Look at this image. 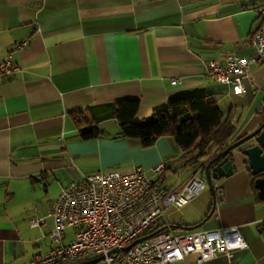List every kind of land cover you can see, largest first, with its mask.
I'll return each mask as SVG.
<instances>
[{"label": "crops", "instance_id": "1", "mask_svg": "<svg viewBox=\"0 0 264 264\" xmlns=\"http://www.w3.org/2000/svg\"><path fill=\"white\" fill-rule=\"evenodd\" d=\"M263 3L0 0V61L9 55L19 69L0 79V264H30L51 249L47 211L81 173L137 165L154 175L152 167L175 153L167 135L149 147L121 137L118 121L101 117L116 101L138 99L142 120L172 97L201 94L238 118L229 144L255 130L264 120V56L250 64L241 94L210 77L207 63L223 62L227 52L253 53L249 36ZM77 112L103 133L83 138ZM234 155L232 174L213 180L214 194L208 188L179 209L167 208L160 224L174 234L198 224L193 229L235 226L247 246L205 264H264V199L246 156ZM186 169L189 176L196 170ZM43 215L42 224L30 226L31 217ZM72 234L66 228L63 241Z\"/></svg>", "mask_w": 264, "mask_h": 264}, {"label": "built area", "instance_id": "2", "mask_svg": "<svg viewBox=\"0 0 264 264\" xmlns=\"http://www.w3.org/2000/svg\"><path fill=\"white\" fill-rule=\"evenodd\" d=\"M255 11L259 22L249 36L253 53L244 56L227 52L223 62L213 59L207 63V74L230 84L235 94L245 91L244 77L250 64L264 56V3ZM18 70L9 55L0 61V79ZM164 169L165 161H160L152 172L156 176ZM198 169L179 188H167L137 165L81 173L61 189L47 211L53 221L47 237L53 245L47 252L36 253L30 264H66L100 255H104L102 264H174L187 255H195L194 264H205L220 254L233 257L237 249L247 246L235 226L196 228L180 234L162 229L123 250L133 240L154 231L167 208L183 207L205 188ZM44 221V215L33 216L29 224L38 226ZM66 228L73 234L64 242Z\"/></svg>", "mask_w": 264, "mask_h": 264}, {"label": "trees", "instance_id": "3", "mask_svg": "<svg viewBox=\"0 0 264 264\" xmlns=\"http://www.w3.org/2000/svg\"><path fill=\"white\" fill-rule=\"evenodd\" d=\"M138 108V99L123 98L108 106L101 117H114L120 126L119 135L137 138L143 147L153 145L160 136L172 137L175 153L165 160L164 171L201 168L208 155L229 144L238 122V118L231 111L232 108L225 112L215 101L208 100L201 94L172 97L163 108L142 120L136 119ZM74 121L83 138H92L103 133L90 125L81 112L75 114ZM164 173L155 177L162 185ZM255 177L252 175L253 180ZM212 212L213 205L205 217H209ZM159 227H163L162 224L154 229Z\"/></svg>", "mask_w": 264, "mask_h": 264}, {"label": "water", "instance_id": "4", "mask_svg": "<svg viewBox=\"0 0 264 264\" xmlns=\"http://www.w3.org/2000/svg\"><path fill=\"white\" fill-rule=\"evenodd\" d=\"M241 145H243L244 147L236 149ZM234 150H236L237 153L246 156L250 173L256 176L254 179V186L257 188V196L260 199H264V120L252 132L246 134L235 142L228 144L223 149L212 152L206 157L204 164L201 167L202 176L205 179V182L212 194L215 193L213 180L218 179L223 175L228 176L232 174L234 169L232 160L235 158ZM230 155L232 157H230ZM200 225L201 224L188 227V230H191L194 227H198ZM162 229H164V227H159L154 231L133 240L130 244L124 246L123 250L126 251L135 243L151 237ZM103 258L104 255H100L71 264H96Z\"/></svg>", "mask_w": 264, "mask_h": 264}, {"label": "rangeland", "instance_id": "5", "mask_svg": "<svg viewBox=\"0 0 264 264\" xmlns=\"http://www.w3.org/2000/svg\"><path fill=\"white\" fill-rule=\"evenodd\" d=\"M189 173H190V171L187 170L186 168H184V169H177L176 171H174L173 169L167 170L164 173V183L163 184H165V186L167 188L168 187L169 188H174V187L179 188V186H181L187 180V177L189 176ZM201 174H202V171H201ZM148 176L155 178V176L154 175H151V174H148ZM208 188L209 187L206 184L205 189L202 190L200 193H202L203 191L204 192L207 191L205 193H208ZM171 210H173V209H171ZM200 227H202V226H200ZM99 263H101V261L98 262L97 264H99Z\"/></svg>", "mask_w": 264, "mask_h": 264}]
</instances>
